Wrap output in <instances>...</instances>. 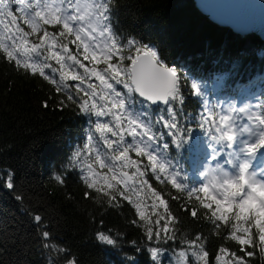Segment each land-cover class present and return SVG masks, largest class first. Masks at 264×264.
<instances>
[{"label": "trees", "instance_id": "obj_1", "mask_svg": "<svg viewBox=\"0 0 264 264\" xmlns=\"http://www.w3.org/2000/svg\"><path fill=\"white\" fill-rule=\"evenodd\" d=\"M6 1L0 0V8L7 4L4 11L11 10L17 16L18 24L29 34V46L39 43L44 30L55 34L61 43L74 39V36L66 40L59 37L62 25H43L38 36L31 33L16 0ZM106 2L110 6L108 23L119 44L133 39L140 45L153 46L160 60L177 70L184 103L177 101L174 107L180 127L185 133L188 129L192 132L184 136L180 147L165 136L171 167L167 173L160 174L159 181L150 167H144L148 163L146 157L129 153L133 159L141 161L145 171L142 179L148 181L146 185H140L138 180L131 183L132 190L127 193L132 201L147 210L149 219L140 221L134 205L119 195L124 190L123 185H117L116 190L105 189L109 195H104L87 189L83 181L88 164L97 173L113 174L107 167L100 166L97 155L113 166L114 171L121 164L112 159L117 154L116 146L108 149L99 139V133H94L97 118L80 111V102L86 98L82 91L77 93L76 85L80 82L60 80L61 71L71 70L83 75V69L68 61L71 69L62 70L54 60L47 59L46 47L39 56L16 53L22 61L50 63L56 71H45L56 80L53 84L38 73L17 67L0 50V264H68L69 260L77 264H204V260L199 259L203 251L209 253L205 258L207 264H223L215 259L216 255H221V248L228 250L223 259L229 264H235L237 257L242 258L244 264H264V256L260 254L264 244L255 229H252L253 243L240 245L231 238V223L235 221L224 225L211 220L210 210L204 209L197 199V196L203 199L199 189L207 182L200 175L204 171L199 162L205 154L212 156V150L207 147L211 143L208 135L192 119H200L199 114L205 112V101L208 108L218 114H223V110L227 112L230 107L250 109L252 102L254 107L250 111H264V36L256 31L236 33L232 26L212 20L199 9L196 0ZM1 19L8 23L10 17L5 15ZM13 32L14 25L9 24L8 28L0 25V39L10 48L13 41L8 36ZM15 43L19 45L18 37ZM69 48L71 53L79 54L81 50L72 44ZM124 54H130L127 48ZM77 57L82 60L81 55ZM82 62L93 67L90 62ZM113 63L119 61L114 57ZM128 63L124 61L125 65ZM97 67L103 69L105 65ZM193 81L202 88L203 98L193 94L190 87ZM88 83L98 85L94 78H87L82 87L87 88ZM57 84L61 86L60 92L56 91ZM68 95H73L74 100L68 101ZM139 99L134 97L130 110L141 111ZM163 108V105L146 106L141 117L145 122L154 123L157 134L166 131L155 124ZM110 120L111 117L99 118V122ZM90 131L94 136L88 144ZM130 139L126 135V141ZM228 151L225 150V157ZM254 160L264 164V152ZM121 170L130 174L134 171ZM231 171L234 173L232 168ZM172 173L178 174L176 179L182 188L172 185ZM5 174L13 177L11 189L6 186ZM58 175L63 182L56 180ZM148 185L167 200V212L163 207L153 212L154 197ZM193 188L196 191L189 195ZM111 195L116 196L115 201L111 200ZM193 209L197 212L195 217L191 215ZM36 215L42 217L41 222L34 220ZM165 224L167 232L163 231ZM148 227L154 234L160 231L161 237L154 235L149 240ZM44 231L49 233L47 238L43 237ZM101 232L110 235L115 243L100 242ZM152 247L160 249L157 261L151 258Z\"/></svg>", "mask_w": 264, "mask_h": 264}, {"label": "snow or ice", "instance_id": "obj_2", "mask_svg": "<svg viewBox=\"0 0 264 264\" xmlns=\"http://www.w3.org/2000/svg\"><path fill=\"white\" fill-rule=\"evenodd\" d=\"M20 6V11L24 13V23L31 28L32 33H39L43 25H62L63 31L59 32V37L67 39L74 36V39L67 43L58 41L57 36L47 30L43 31V35L39 36V43H32L29 46L28 33L24 31L17 22V16L13 15L11 10L4 11L8 7L4 4L0 8V16L10 17L8 23L4 19H0V25L8 28V25L15 26V32L10 33L9 40H12V46L4 43L0 39V50L7 56L10 61H14L17 67L25 70H31L33 74H39L44 80L56 84V80L46 74V69L52 68L50 63L29 62L21 60L16 53L29 55L35 53L37 56L41 54V49L46 47L47 59L54 60L63 70L71 69L72 64L78 65L83 69V75L79 72L67 70L61 71L60 80L79 81L76 85L77 93L83 92L84 99L80 102V111L86 114L94 115L97 118L95 122L94 133H99V139L107 145L108 149L116 146L117 154L112 157L121 164L113 170V166L106 164L99 155L96 160L102 168L107 167L112 175L100 174L95 172L91 164L87 165V174L83 176V181L89 190H95L97 193L103 192L109 195L105 189L116 190L117 185H123L124 190L119 195L130 204H133L140 221H147L149 216L147 210L142 208L140 203L132 201L127 194L130 188V182L140 185L148 184L147 180L142 179L145 171L142 170L141 161L133 159L129 153L134 152L137 157H146L147 165L152 173L156 174V179L161 180V173H167L171 167V161L168 160L167 149L169 143L164 142L167 136L173 144L180 147L184 142L183 138L187 134L190 136L192 129L181 128L178 122V114L174 107L175 102L179 101L181 105L184 103L181 92V80L175 68L169 67L162 62L157 51L153 46L140 45L133 39H128L126 44H119L115 39L108 15L110 6L106 0H97L92 4L80 3L71 4L70 8L56 7L52 10H35L33 14H29L25 9H31V4H26L25 0H16ZM37 8L40 6V0H36ZM47 8V6H45ZM97 32L99 37H104L103 42L97 41ZM19 38V45L15 43V39ZM69 44L75 45L77 49H82V60L90 62L93 67L89 68L81 59L71 53ZM59 48V50H56ZM129 50L128 55L124 54V50ZM134 48V51L132 49ZM114 57L119 63H113ZM127 60L129 63L124 64ZM103 64V69L97 67ZM87 78H94L97 84L88 83L87 88H83ZM117 86H122L123 90H118ZM66 88L67 85H64ZM191 90L197 97L203 98V90L199 84L193 81L190 85ZM99 88V91H97ZM57 92L61 91V86L57 84ZM134 97H138L141 111H132L131 106ZM68 101H73V95L67 96ZM91 101V102H90ZM163 105L162 113L159 115L155 124H159L166 131L157 134L154 131V123L145 122L141 117L145 114L143 109L146 106ZM205 112L199 114L200 119L192 117L199 126L206 132L211 143L207 145L212 150V160H223V164H216L210 171L201 172L200 175L207 179L206 183L199 189L203 193V199L197 196L200 204L204 209L210 210V219L215 222H223L229 225L231 221V238L239 242L240 245H250L253 243L252 229H255L259 235V241L264 244V168L259 173L254 170L252 161L259 153L264 152V111L253 112L248 107H230L227 114L215 113L213 109H209L207 101L204 102ZM101 117H111L109 122H99ZM218 117V119H217ZM242 120L246 122H242ZM207 126V127H205ZM93 132L88 134V144L93 141ZM107 134H111L116 139H110ZM130 137V142L126 141ZM162 142V146L161 143ZM87 147V145H85ZM227 152L225 157V150ZM77 156L80 155L78 152ZM226 166H231L234 170H227ZM121 169H134L129 174L128 171ZM6 186L13 188V177L5 174ZM172 185L180 189L183 187L177 182V173H172ZM259 177V178H258ZM91 178V179H90ZM56 180L63 182L61 177L56 176ZM152 196L154 197L151 205L153 212L163 207L165 212L168 211V202L159 192L151 185H148ZM193 188L189 192H195ZM89 195V193H85ZM137 195L139 191L137 190ZM111 200L115 201L116 196L111 195ZM158 201V203H157ZM159 215V213H156ZM191 215L195 217L197 212L195 209L191 211ZM163 219V217H160ZM36 222H41L42 217L36 215ZM160 223V219L156 221ZM164 232L168 231L165 224ZM244 235H237V233ZM161 237V232L153 233L151 227L147 228V238L149 240ZM49 233L43 232V237L47 238ZM171 239V237H168ZM100 242L106 244H114L115 241L110 235L101 232L98 236ZM221 255H216L217 262L223 261V264H229L224 261L223 254L227 253L226 248H221ZM151 258L157 261L160 255V249L152 247L150 249ZM260 254L264 256V247L260 249ZM183 255V253H181ZM193 255H198L193 253ZM209 253L203 251L199 256L200 260H205ZM252 253L249 252L248 256ZM68 264H77L76 261L69 260ZM235 264H244L242 258L237 257Z\"/></svg>", "mask_w": 264, "mask_h": 264}, {"label": "bare ground", "instance_id": "obj_3", "mask_svg": "<svg viewBox=\"0 0 264 264\" xmlns=\"http://www.w3.org/2000/svg\"><path fill=\"white\" fill-rule=\"evenodd\" d=\"M210 8L217 14H225L227 11H232L243 21L244 27H237L227 23L223 20L225 26H232L236 33H243L256 31L264 36V0H209ZM214 14V13H213ZM256 26L260 29H255Z\"/></svg>", "mask_w": 264, "mask_h": 264}, {"label": "rangeland", "instance_id": "obj_4", "mask_svg": "<svg viewBox=\"0 0 264 264\" xmlns=\"http://www.w3.org/2000/svg\"><path fill=\"white\" fill-rule=\"evenodd\" d=\"M95 2H97V0H40V6H39V8H37L36 0H25L26 4L32 5L31 9H25V11H27L31 15L34 13L35 10H41V9L52 10L56 7L70 8V5L75 4V3H80L81 5H84V4H92ZM4 3H7V1L5 0ZM45 6H47V8H45ZM19 10H20V6H19ZM0 19H1V16H0ZM17 22H18V20H17ZM233 24H235V22ZM236 24L238 25L237 27H239V28L244 27V25L241 23H236ZM29 31L32 33L30 27H29ZM36 35L38 36L39 33H37ZM104 39H105L104 37H99L98 32H97V41L96 42L102 43ZM57 50H59V48H57ZM81 52H82V49L79 51V54L78 53H72V54L79 56V55H81ZM117 87H119V86H117ZM118 90L126 91V90H123L122 88L121 89L118 88ZM253 107H254V103L252 102V104H250V109H252ZM223 114H227L226 110H223ZM210 160H211V157L208 159V154H205L204 160H202L199 163V166L204 170V172L210 171V169H212L216 166L217 163H215L214 164L215 166L213 167L212 162H210ZM252 163L254 165V170L257 171V173H259L261 171V169L264 168L260 163L256 162V160H253ZM227 170L231 171V166H228Z\"/></svg>", "mask_w": 264, "mask_h": 264}, {"label": "water", "instance_id": "obj_5", "mask_svg": "<svg viewBox=\"0 0 264 264\" xmlns=\"http://www.w3.org/2000/svg\"><path fill=\"white\" fill-rule=\"evenodd\" d=\"M208 2L209 0H196V4L199 7V9L202 10L206 15H208L212 20L220 24H223L222 21L225 20L227 23L234 25V26H238L236 23L242 24L243 21L238 19V17L235 15L236 13L234 14V12L232 13V11H227L225 12V14H217L214 10H212V8H210ZM234 22L236 25L233 24ZM252 27H254L255 29H260V28H257L256 26H252ZM131 183L132 182H130V184Z\"/></svg>", "mask_w": 264, "mask_h": 264}]
</instances>
